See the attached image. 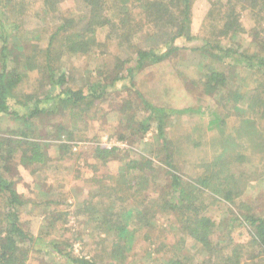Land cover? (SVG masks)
Wrapping results in <instances>:
<instances>
[{
    "label": "rangeland",
    "instance_id": "rangeland-1",
    "mask_svg": "<svg viewBox=\"0 0 264 264\" xmlns=\"http://www.w3.org/2000/svg\"><path fill=\"white\" fill-rule=\"evenodd\" d=\"M226 2L191 0L189 24L173 42L181 50L160 63L146 61L142 67L137 51L161 55L172 33L144 26L126 41L125 36L111 35L105 25L96 29V44L87 53L70 54L59 48L49 60L44 51L58 15L44 16L42 0H23L20 18L1 16L4 23L18 20L21 27L17 32L10 29L8 36L9 43L17 39L21 49L9 61V67L24 74L20 101L23 96L42 97L39 94L51 88L42 72L48 60L64 70L69 87L78 90L100 83L105 89L74 119L61 110L51 121H34L32 133L44 144L47 163L24 167L16 160L5 176L26 199L20 221L34 238L27 264H66V256L90 258L97 264H163L175 255L184 256L188 264H209L234 251L233 264H264V253L241 222V211L264 216V75L255 60L264 53L254 36L255 10L234 6L243 31L220 35V20L230 7ZM19 3L14 1L16 7ZM58 12L76 18L75 30L83 32L87 8L81 0H63ZM129 15L131 22L145 24L140 10ZM258 32L264 36V31ZM28 58L34 61L31 71L25 66ZM210 68L224 74L223 89H205L204 75ZM146 104L192 110L162 118L170 148L165 154L157 138L158 122L148 120L147 130L142 127L149 115ZM15 106L23 111L21 105ZM54 123L73 129L75 155H60L61 139L55 136ZM0 124L3 130L18 128L10 119ZM96 146L118 151L104 165L92 156ZM133 160L141 164L128 172ZM220 160L229 164L223 171L234 175L231 203L198 183L217 171L214 163ZM216 174L221 179L226 175ZM172 175L179 177L187 193L197 195L201 213L221 225L220 243L211 253L180 233L177 212H160ZM96 212L108 215L111 222L98 225ZM114 225H124V233L118 234Z\"/></svg>",
    "mask_w": 264,
    "mask_h": 264
},
{
    "label": "trees",
    "instance_id": "trees-1",
    "mask_svg": "<svg viewBox=\"0 0 264 264\" xmlns=\"http://www.w3.org/2000/svg\"><path fill=\"white\" fill-rule=\"evenodd\" d=\"M14 1L0 0V37L2 42L0 47V122L4 119H10L13 122H17L18 125L16 130H3L0 124V206L2 207L0 264H27L30 244L34 241V238L24 231L20 221V209L25 206L26 199L15 190L13 184L5 177L10 172L11 165L16 163V160L24 167L41 166L47 163L48 155L44 150V144L38 142L32 133L35 131L33 122L37 120L41 122L44 120L51 121L54 119L56 112L61 110L67 112L70 118L74 119L75 114L82 113L84 108L89 105V102L100 99L105 91L100 83H94L78 90L69 87L66 84L67 77L64 70L50 64L49 60H54L53 54L50 53L58 51L59 48L63 52L70 54L87 53L90 50V46L96 44L94 36L96 29L105 25L110 26L111 35L118 39H123V36H125L126 41H130L144 26H148L149 28L163 29L167 35L172 33V37L169 42L170 45L167 46L166 51L161 55L155 54L153 51L139 49L137 51L138 67H142L146 61L160 63L181 50L180 47L173 46V42L178 38V34L182 32L186 24L188 26L191 16V0H168L169 2L166 0H81L87 8V13L84 30L80 33L75 30L79 23V21L75 22L76 18L65 17L58 12V6L63 0H42L40 11L44 16L58 15L44 51L49 56V60L42 69L51 88L40 93L39 95L42 97L30 96L25 98L23 96V101H20L19 88L23 83L24 74L9 67V61L12 55L20 54L21 49H17V39H13L9 43L8 36L10 29L13 28L12 30L17 32L21 27L17 24L18 20L14 21V23H4L1 19V16L5 19L7 16L22 17L21 15L24 14L23 0H19L18 7L15 6L16 3L14 5ZM226 1L230 7L220 20L222 24L220 35L235 36L243 31L234 6L255 10V14H252L255 17V21H257L258 30L264 31V0ZM133 9H138L143 13L145 24L131 22L129 12ZM171 28H176V30ZM168 30H171V32H168ZM258 30H256L254 36L259 39L260 42L256 44L263 50H260L263 54L264 36L259 37ZM13 36L17 35L13 33ZM11 43L13 44L11 45ZM255 60L264 75V55L255 57ZM33 64L34 61L28 58L25 66L31 71L34 67ZM204 78V87L208 92L221 90L223 86H226L224 74L216 69L210 68ZM15 104L21 105L23 111L17 110ZM146 106L149 109V115L144 120L142 127L147 130L146 122L148 120L158 122L157 138L160 140L162 151L165 154L170 148L161 126L162 118L192 110L178 111L156 108L148 104ZM64 125V123L53 124L55 136L61 139L58 149L62 158L65 154H69V156L75 155V151L72 149L73 141L71 137L73 129ZM117 151L116 148L106 149L96 146L92 149V156L102 161V164L105 165ZM166 158L170 160L169 155ZM131 163H129L131 165L128 166V172L136 170L141 164V162L136 160L131 161ZM214 165L218 168L217 171L212 173V175H204L198 180V183L201 188L215 189V195L219 196L222 194V198L231 203L232 197L230 193L232 189L230 187L231 183L234 182L233 180L231 181L234 175L223 171H228L225 167L229 166L228 162H223V160L215 161ZM217 172L221 176L225 173L226 175L221 179L219 174L216 177ZM120 176L122 177L123 174ZM169 188L166 195L168 199L160 207V212H177L179 215L177 221L180 225V233L193 240L203 251L211 253L213 246H217L220 243L221 236L217 232L221 225L212 217L201 213L202 209L200 208V201L197 199V195L194 192L187 193L178 176H171ZM241 212V222L249 228L253 243L259 246L260 251L264 253V216L245 213V211ZM95 214V221L98 225L111 222V219H107L108 215L100 212ZM142 223L149 226L145 221ZM114 229L117 230L118 234L125 231L124 225H114ZM119 244L120 242L118 241L117 246ZM236 255L234 251L230 256L226 255V257H223L221 261L217 258L214 263L209 262V264H233L237 262ZM65 262L66 264H97L93 259L73 256H66ZM163 264L188 263L184 256L175 255L168 257Z\"/></svg>",
    "mask_w": 264,
    "mask_h": 264
}]
</instances>
